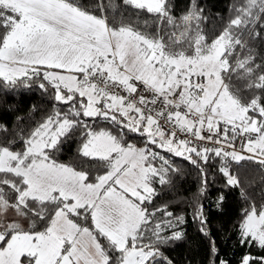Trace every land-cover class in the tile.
Instances as JSON below:
<instances>
[{
    "label": "snow or ice",
    "instance_id": "snow-or-ice-1",
    "mask_svg": "<svg viewBox=\"0 0 264 264\" xmlns=\"http://www.w3.org/2000/svg\"><path fill=\"white\" fill-rule=\"evenodd\" d=\"M213 7L0 0V93L46 100L0 118V264H177L165 248L187 238L186 213L156 203L183 174L173 156L197 171L187 201L208 264L233 261L210 175L212 207H239L237 264H264V0Z\"/></svg>",
    "mask_w": 264,
    "mask_h": 264
},
{
    "label": "trees",
    "instance_id": "trees-1",
    "mask_svg": "<svg viewBox=\"0 0 264 264\" xmlns=\"http://www.w3.org/2000/svg\"><path fill=\"white\" fill-rule=\"evenodd\" d=\"M93 2L94 0H81L82 4H90ZM229 2L230 0H209V3L214 5L212 11L222 13L227 12L225 5ZM183 3L184 0H177L178 5L182 6ZM33 102L44 105L46 100L41 99L40 93L36 90H33L32 92L21 91L19 94H8L6 100L4 99V95L0 93V118H7L11 121L12 114L5 111L8 103L17 105L19 111H27L28 106ZM36 115L39 116V113ZM98 124L99 126H105L106 122L98 121ZM134 142L137 141L134 140ZM75 147V142L72 144H66L63 149V154L59 156V159L68 160L71 158ZM172 159L182 167L183 174L175 177L174 188L159 195L156 203H168L174 212L186 213V223L183 227L185 228L187 238L182 241H177L172 247L165 248V251L169 256L176 258L177 264H188L189 261L191 264H208V240L197 231L195 224L192 222V210L188 206L187 201V197H189L198 186L199 179L197 171L194 166L183 158L173 156ZM241 170L242 172L254 171L252 169H245L244 167H242ZM209 181V191L204 203L209 215L212 233L216 238L220 254H227L228 256L233 257L232 264H237L238 259L242 254L241 246L234 238L235 234L231 231V224L232 221L236 219V213L239 211V207L236 205V201L232 197L229 198L230 202L224 205L223 210H217L212 207L211 202L219 192L222 181L219 178L213 180L211 175L209 176Z\"/></svg>",
    "mask_w": 264,
    "mask_h": 264
},
{
    "label": "built area",
    "instance_id": "built-area-1",
    "mask_svg": "<svg viewBox=\"0 0 264 264\" xmlns=\"http://www.w3.org/2000/svg\"><path fill=\"white\" fill-rule=\"evenodd\" d=\"M205 131H207V130H205Z\"/></svg>",
    "mask_w": 264,
    "mask_h": 264
}]
</instances>
